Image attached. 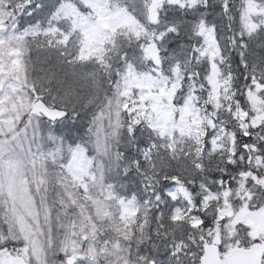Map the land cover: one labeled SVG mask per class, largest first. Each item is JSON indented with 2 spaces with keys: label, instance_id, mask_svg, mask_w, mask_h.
Wrapping results in <instances>:
<instances>
[{
  "label": "snow or ice",
  "instance_id": "1",
  "mask_svg": "<svg viewBox=\"0 0 264 264\" xmlns=\"http://www.w3.org/2000/svg\"><path fill=\"white\" fill-rule=\"evenodd\" d=\"M0 264H264V0H0Z\"/></svg>",
  "mask_w": 264,
  "mask_h": 264
}]
</instances>
